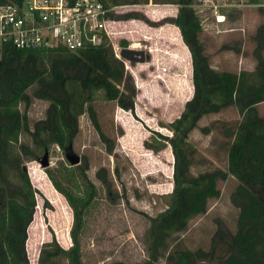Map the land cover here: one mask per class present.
<instances>
[{
  "label": "trees",
  "instance_id": "1",
  "mask_svg": "<svg viewBox=\"0 0 264 264\" xmlns=\"http://www.w3.org/2000/svg\"><path fill=\"white\" fill-rule=\"evenodd\" d=\"M10 0H0V3ZM172 3L174 16L151 21L140 12L115 14L140 18L154 24L176 25L191 59L193 92L180 114L167 127L171 135L155 131L157 143L145 144L159 150L170 145L173 155L172 190L166 207L155 215L144 214L148 221L144 236L145 256L139 261L116 259L103 264H264V115L256 105L264 101V23L253 35L256 63L253 69L231 71L210 63L199 38L202 24L193 7L194 0H107L110 4ZM258 2V0H253ZM106 2V0H105ZM106 4V3H105ZM259 10L264 13V6ZM126 46L128 41L120 40ZM97 92L132 111L136 88L124 63L106 42L69 50L61 44L18 48L6 43L0 49V264H30L26 242L36 215L38 188L22 165L50 149L64 148L80 130L79 117L87 113L100 137L102 131L94 100ZM47 100L45 115L31 125L28 108L32 98ZM23 108H20V104ZM235 106L240 118L223 128L227 169L220 167L191 172L194 148L188 140L198 120L209 113ZM203 133L210 131L202 126ZM27 135L29 141L21 139ZM30 142V143H29ZM113 142L107 144L108 151ZM86 156L71 165L59 162L45 167V173L72 210L69 230L72 243L63 247L54 234L40 247L37 264H86L82 258L81 232L88 211L97 205L99 188L90 179ZM229 174L237 179L231 202L238 208L236 229L219 226L209 249L186 247L177 233L186 229L195 215L205 213L208 200L218 197L217 182ZM97 178L111 194L110 180L104 167ZM220 252V253H218Z\"/></svg>",
  "mask_w": 264,
  "mask_h": 264
},
{
  "label": "rangeland",
  "instance_id": "2",
  "mask_svg": "<svg viewBox=\"0 0 264 264\" xmlns=\"http://www.w3.org/2000/svg\"><path fill=\"white\" fill-rule=\"evenodd\" d=\"M148 3L120 7L116 14L135 11L156 22L177 12L175 4L164 3L153 7L165 10L161 13L152 10V14ZM260 6H264V0H194L193 7L202 24L199 38L213 67L231 71L254 68L253 35L257 26L264 23ZM219 13L225 14L226 20L216 21ZM134 20L148 25L143 32L133 31L134 37L127 40L138 41L139 44L135 45H140L147 55L145 61H129L125 66L136 88L134 109L125 110L97 92L93 103L107 141L100 137L87 113L80 115V130L73 140L74 150L81 158L83 155L87 157V173L101 195L97 205L86 214L81 232L82 258L86 264H103L116 259L135 262L145 256L144 236L148 221L144 214L155 215L166 207L172 190L173 170L170 145L154 150L145 141L157 143L159 137L153 134L155 131L171 135L167 124L180 114L184 102L193 92L190 52L179 37V30L174 27V32L169 25V31L153 33L151 27L160 24L151 25L140 18L125 21L133 23ZM175 43L181 46H174ZM262 53L264 56V49ZM47 104V100L32 98L27 111L30 125L44 117ZM20 108H23L22 103ZM256 108L260 115H264V101ZM239 118L237 108L229 106L198 120L188 136L195 150L192 173L215 167L227 169L223 128L232 126ZM206 125L210 131L203 133L200 128ZM21 139L29 141L24 134ZM110 142H113V148L108 151ZM49 160V166H56L60 161L68 162L63 149L56 144L49 149ZM25 163L32 183L39 190L36 215L26 242L30 264H37L40 247L51 239L52 234L62 246L71 245L69 230L73 215L65 197L54 190L39 159ZM100 167L106 169L110 192L116 195L113 194L115 198L112 200L106 197L107 189L96 176ZM237 182L232 174L225 180L220 179L217 182L219 196L210 198L206 212L192 217L176 238L190 249L207 250L219 226L233 232L238 208L231 202L230 195ZM156 264H163V261Z\"/></svg>",
  "mask_w": 264,
  "mask_h": 264
},
{
  "label": "built area",
  "instance_id": "3",
  "mask_svg": "<svg viewBox=\"0 0 264 264\" xmlns=\"http://www.w3.org/2000/svg\"><path fill=\"white\" fill-rule=\"evenodd\" d=\"M208 1V0H204ZM150 2V1H149ZM106 3V4H105ZM135 4H110L107 0H10L0 3V49L6 43L15 47H47L61 44L69 50L106 42L124 66L129 62L120 51L119 39H131L126 21L117 17L120 7ZM126 20V21H125ZM226 20L223 13L216 21ZM129 40L127 47L141 48Z\"/></svg>",
  "mask_w": 264,
  "mask_h": 264
},
{
  "label": "water",
  "instance_id": "4",
  "mask_svg": "<svg viewBox=\"0 0 264 264\" xmlns=\"http://www.w3.org/2000/svg\"><path fill=\"white\" fill-rule=\"evenodd\" d=\"M121 55L128 59L131 62H140L145 61L146 59V52L142 48H131L124 46L121 48L120 51ZM64 156L66 160L71 164H77L81 161V156L74 150L73 143L69 142L64 148ZM39 163L42 167H47L50 165L49 160V151L45 150V152L42 154V156L39 158ZM23 170L27 171V164L24 163L22 165Z\"/></svg>",
  "mask_w": 264,
  "mask_h": 264
},
{
  "label": "crops",
  "instance_id": "5",
  "mask_svg": "<svg viewBox=\"0 0 264 264\" xmlns=\"http://www.w3.org/2000/svg\"><path fill=\"white\" fill-rule=\"evenodd\" d=\"M149 4V11H150V13H152V10H155L156 12H160V11H163V9L165 10L166 8H161L160 9V7H159V9L157 8H154L153 6H155V7H157V6H161L162 4H160V3H153V2H149L148 3ZM161 13V12H160ZM153 14V13H152ZM163 15H167V13H164ZM161 16H162V14H161ZM128 22V21H127ZM127 22H125L126 23V25H125V27L126 28H129V29H131V33L129 34L130 35V37L129 38H131V37H134V35H133V31H145V28L147 27L148 28V25H146L144 22H142L141 20H134V22L132 23V21H130L129 23H127ZM164 24H167V27H162ZM170 25V27L172 28V30L175 32V29L178 31L179 29H178V27L176 26V25H174V24H172V23H163V24H160V26H158V27H156V28H154V27H151V31L153 32V33H156L157 31H169L170 29L168 28V26ZM162 27V28H161ZM174 27H175V29H174ZM180 33V32H179ZM147 36V35H146ZM180 39L182 40V38H181V34H180ZM176 42V41H175ZM182 42H183V40H182ZM183 44H185L184 42H183ZM175 45H177V47H180L181 45H179L178 43H175L174 44V46ZM186 45V44H185ZM64 247V246H63Z\"/></svg>",
  "mask_w": 264,
  "mask_h": 264
},
{
  "label": "bare ground",
  "instance_id": "6",
  "mask_svg": "<svg viewBox=\"0 0 264 264\" xmlns=\"http://www.w3.org/2000/svg\"><path fill=\"white\" fill-rule=\"evenodd\" d=\"M29 170V169H28Z\"/></svg>",
  "mask_w": 264,
  "mask_h": 264
}]
</instances>
